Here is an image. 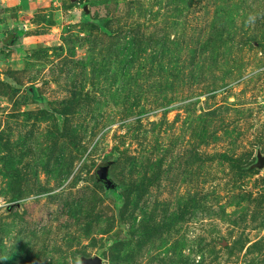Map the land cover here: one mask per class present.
<instances>
[{
	"label": "rangeland",
	"instance_id": "obj_1",
	"mask_svg": "<svg viewBox=\"0 0 264 264\" xmlns=\"http://www.w3.org/2000/svg\"><path fill=\"white\" fill-rule=\"evenodd\" d=\"M95 257L264 264V0H0V264Z\"/></svg>",
	"mask_w": 264,
	"mask_h": 264
},
{
	"label": "water",
	"instance_id": "obj_2",
	"mask_svg": "<svg viewBox=\"0 0 264 264\" xmlns=\"http://www.w3.org/2000/svg\"><path fill=\"white\" fill-rule=\"evenodd\" d=\"M263 164V159H259V163L258 166L262 167ZM97 176L98 179L101 183H103L104 185H107V178H106V168L105 167H101L100 169L97 170ZM87 264H99V259L97 257L90 259L88 261H86Z\"/></svg>",
	"mask_w": 264,
	"mask_h": 264
}]
</instances>
